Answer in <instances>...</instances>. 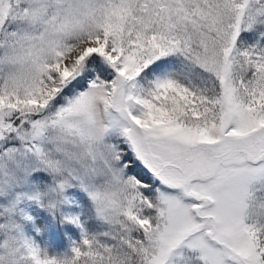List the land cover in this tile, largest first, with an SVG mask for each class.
Returning <instances> with one entry per match:
<instances>
[{
  "label": "snow or ice",
  "instance_id": "snow-or-ice-1",
  "mask_svg": "<svg viewBox=\"0 0 264 264\" xmlns=\"http://www.w3.org/2000/svg\"><path fill=\"white\" fill-rule=\"evenodd\" d=\"M0 264H264V0H0Z\"/></svg>",
  "mask_w": 264,
  "mask_h": 264
}]
</instances>
